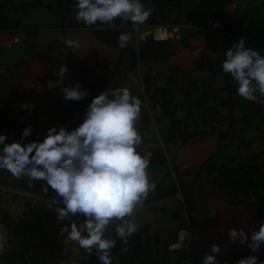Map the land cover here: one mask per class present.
<instances>
[{"label": "crops", "instance_id": "crops-1", "mask_svg": "<svg viewBox=\"0 0 264 264\" xmlns=\"http://www.w3.org/2000/svg\"><path fill=\"white\" fill-rule=\"evenodd\" d=\"M33 1L0 0L11 7ZM37 2L34 18L31 13L20 28L0 30V109L8 111L12 118L35 114L37 137H43L54 125L74 127L86 109L64 100L58 88L46 85L47 80L58 78L56 73L62 64L69 67L65 80L81 81L92 97L109 87H128L138 96L171 83L182 105L178 116L188 130L196 122L198 136L187 143L179 139L166 147L160 142L159 129L170 127L171 118L161 106L147 107L151 118L155 115L161 122L157 125L151 119L150 129L142 133L141 147L152 153L156 143L165 148L166 163L149 169L162 198L146 200V206L137 212L140 227L137 236L128 240L127 252L136 253V264H201L213 243L221 245L219 264H233L236 258L248 255V247L230 242L227 232L233 226L251 231L264 222V98L244 99L237 94L243 102L235 114L238 122L221 139L229 126V109L223 101L235 97L231 91L237 87L230 75L222 72L221 65L226 49L242 36L247 37L249 45L260 42L257 34L264 29V0L233 1L225 9L230 24L226 26L221 21V29L210 31L207 25L198 27L189 18L197 10H192L189 0H144L145 6L154 11L143 27L158 23L181 27L180 34L171 40L169 55L158 62L134 60L125 48L99 39L94 28L65 26L71 14L59 6V0ZM10 12L15 13L13 9ZM124 27L127 25L120 28ZM65 37L78 39L80 46L68 48ZM98 68L104 69L101 76L95 73ZM22 102L35 107L22 109ZM137 126L142 129L140 119ZM211 160L216 161L218 171L201 172ZM41 183L30 185L25 178L16 179L0 170V214L8 223L14 225L30 208L47 204L40 191ZM185 189L195 193L192 213L187 209ZM188 227L201 235V240L190 251L171 250L179 231ZM113 230L114 225L106 234L112 237ZM66 236L61 234L62 261L81 264L88 253ZM260 258L264 260V255Z\"/></svg>", "mask_w": 264, "mask_h": 264}, {"label": "clouds", "instance_id": "clouds-1", "mask_svg": "<svg viewBox=\"0 0 264 264\" xmlns=\"http://www.w3.org/2000/svg\"><path fill=\"white\" fill-rule=\"evenodd\" d=\"M75 9L77 21L109 27L115 26L117 18L142 25L154 11L144 0H75ZM130 39L131 33L121 31L118 46L126 48ZM64 43L70 49L80 46L72 37H65ZM224 56L221 70L235 81L237 94L244 99L264 98V52L242 36ZM68 72V65L62 64L58 78L49 80L47 87L58 88L66 101L85 100L89 90L79 80L66 83ZM142 105V99L128 87H109L91 99L74 127L54 125L43 139L33 140L27 139L33 132L31 124L19 138L9 140L8 133L0 132V170L16 179L25 178L30 185L42 182L40 191L47 207L59 221L70 222L63 225L62 234L67 233L66 239L87 253L95 250L102 264H112L116 237L127 244L139 230L136 214L157 189L149 174L153 153L141 147L144 134L137 126ZM20 107L31 110L35 105L22 102ZM80 217L82 222H78ZM113 225L115 236L110 237L106 233ZM227 235L233 244L250 250L235 264H264L260 258L264 255V222L251 231L233 226ZM6 242L0 233V253ZM220 252L221 245L213 243L201 264H219Z\"/></svg>", "mask_w": 264, "mask_h": 264}, {"label": "trees", "instance_id": "trees-1", "mask_svg": "<svg viewBox=\"0 0 264 264\" xmlns=\"http://www.w3.org/2000/svg\"><path fill=\"white\" fill-rule=\"evenodd\" d=\"M233 1L236 0H189L190 6L193 9H197L195 13H190L189 18L198 27L205 28L208 20L222 21L226 26L230 24V16L225 12V9ZM59 6L68 11L71 16L67 19L65 26L69 28H94L93 32L106 43L118 46L117 37L121 31L131 33V39L128 42V46L125 48V52L129 54L134 60H151L158 62L164 57L168 56L171 49V41L155 40L152 37L146 40L138 41L132 22L121 21L119 18L115 21V26L109 27L105 24L97 23L95 25L87 26L83 22H79L75 18V0H59ZM38 8V2L35 3H19L11 7L7 2H0V30H16L23 24L24 18L29 16ZM15 12L13 15L10 11ZM127 25V27L120 28ZM154 25H167L170 27L179 26L168 25L166 23H158ZM257 40L260 42H250L253 47L260 49L264 52V29L258 31ZM212 65L209 64L208 67ZM201 68V66H199ZM231 78V77H230ZM209 92V89L207 90ZM235 97L229 96L223 103L226 108L229 109L227 115L229 119L228 131L225 135H220L221 139L227 137V135L234 130L235 125L238 122L236 117V111L242 107L243 102L237 99L236 88L232 91ZM142 101V111L140 114V124L142 125L141 133L148 131L151 127V119L158 125L160 124V118L155 115H150L147 107L153 109L156 106H161L165 110V114L171 118V126L159 129L160 142H163L167 147L169 144L182 140L183 143H187L195 136H198L197 123L191 126L190 130L184 124L183 118L178 116V110L182 107L181 101L176 97V91L172 84L163 86L156 89L154 92L146 91L145 94L138 95ZM208 96V94L206 95ZM257 97H259L257 95ZM93 97L91 94L81 101H74L75 106L84 107L86 109L87 104ZM192 103V101H191ZM248 105H251L248 102ZM195 108L197 105H193ZM203 108L204 106L201 105ZM258 110H261L259 105H254ZM221 121V120H219ZM31 124L33 126L32 134L27 138L28 140L43 139V137H37V116L33 113L26 116L21 115L12 118L8 111L0 109V132L8 133V136L20 137L22 130ZM264 137V132H263ZM155 143V141H153ZM154 152L151 158V164L149 169H157L163 166L166 161L165 148L156 143ZM216 172L218 171V165L215 160L209 161L203 166L201 172ZM51 195V191L49 192ZM183 195L187 203V209L192 213L195 210V193L193 190H183ZM160 188L157 186L156 191L151 194L147 201L152 202L156 199H160ZM264 209V208H263ZM75 219V217H73ZM10 233L12 235L11 248H6L3 253H0V264H59L63 259L62 252L64 249V241L61 238V229L64 224L70 223L68 220L59 221L54 211L47 207V204H41L30 208L25 217L16 224H10L5 219ZM83 217H80L78 222H82ZM115 236L113 230L112 237ZM137 235L133 234L129 239L135 238ZM139 236V235H138ZM117 244L111 250L113 258L112 264H136L139 260L136 258V253L133 251L127 252L128 246L124 244L119 237H116ZM240 257L236 258L239 259ZM235 260V261H236ZM81 264H102L98 259L95 250L92 253H88L84 258L80 260ZM150 264L149 262H147ZM235 264V262H233Z\"/></svg>", "mask_w": 264, "mask_h": 264}, {"label": "built area", "instance_id": "built-area-1", "mask_svg": "<svg viewBox=\"0 0 264 264\" xmlns=\"http://www.w3.org/2000/svg\"><path fill=\"white\" fill-rule=\"evenodd\" d=\"M123 21L127 22L129 20H123ZM217 24H218V27L215 26ZM221 27H222L221 21L209 19L206 29L210 31V30H215V29H221ZM133 28L135 30V36L138 41L146 40L149 37H152L155 40L171 41L172 39L176 38L177 35H179L181 31L180 26L170 27L167 25H151L147 27H143L142 25H133ZM103 72H104L103 68H98L95 73L97 76H101ZM48 81L49 80L46 81V85ZM65 82L71 83L73 81L70 80V78H67ZM144 206H146V202ZM0 233H3L7 237L5 249L11 248L12 247L11 245L12 235L5 221V217L2 214H0ZM200 240H201V235L193 233L189 227L183 228L182 230L179 231L177 235V240L175 243H173L170 246V249L190 251L193 244ZM59 264H72V263L61 261ZM183 264H187V262L183 261Z\"/></svg>", "mask_w": 264, "mask_h": 264}, {"label": "rangeland", "instance_id": "rangeland-1", "mask_svg": "<svg viewBox=\"0 0 264 264\" xmlns=\"http://www.w3.org/2000/svg\"><path fill=\"white\" fill-rule=\"evenodd\" d=\"M33 2L35 3V2H37V0H34ZM34 13L31 14V18H34V16H33Z\"/></svg>", "mask_w": 264, "mask_h": 264}, {"label": "water", "instance_id": "water-1", "mask_svg": "<svg viewBox=\"0 0 264 264\" xmlns=\"http://www.w3.org/2000/svg\"><path fill=\"white\" fill-rule=\"evenodd\" d=\"M90 78L93 79V75H90Z\"/></svg>", "mask_w": 264, "mask_h": 264}]
</instances>
